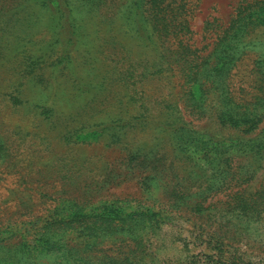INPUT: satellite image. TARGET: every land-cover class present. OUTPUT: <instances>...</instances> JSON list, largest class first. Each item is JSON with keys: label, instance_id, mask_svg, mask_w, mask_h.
I'll return each mask as SVG.
<instances>
[{"label": "rangeland", "instance_id": "374dc122", "mask_svg": "<svg viewBox=\"0 0 264 264\" xmlns=\"http://www.w3.org/2000/svg\"><path fill=\"white\" fill-rule=\"evenodd\" d=\"M0 264H264V0H0Z\"/></svg>", "mask_w": 264, "mask_h": 264}, {"label": "trees", "instance_id": "16d2710c", "mask_svg": "<svg viewBox=\"0 0 264 264\" xmlns=\"http://www.w3.org/2000/svg\"><path fill=\"white\" fill-rule=\"evenodd\" d=\"M251 15V14H250ZM243 21V20H242ZM245 22H247L246 20L244 21V22H242V23H244L245 24Z\"/></svg>", "mask_w": 264, "mask_h": 264}]
</instances>
